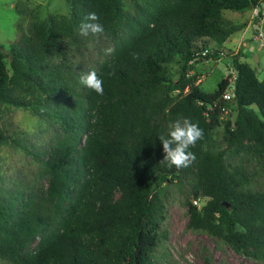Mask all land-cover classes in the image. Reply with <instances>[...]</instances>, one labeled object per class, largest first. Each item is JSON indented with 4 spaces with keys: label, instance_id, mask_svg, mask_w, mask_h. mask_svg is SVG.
Here are the masks:
<instances>
[{
    "label": "trees",
    "instance_id": "obj_1",
    "mask_svg": "<svg viewBox=\"0 0 264 264\" xmlns=\"http://www.w3.org/2000/svg\"><path fill=\"white\" fill-rule=\"evenodd\" d=\"M66 2L67 15L33 14L17 42L7 50L0 43V122L3 107L13 106L58 129L38 155L45 188L14 195L0 178V259L160 264L152 255L165 211L160 189L177 182L189 187L188 228L264 260V72L258 78L233 55V97L223 101L231 76L206 93L188 73L196 52L206 49L201 58H208L210 44L246 26L224 19L223 10L243 12L261 0H129L130 8L124 0ZM90 12L104 26L99 37L79 35ZM88 41L113 49L94 67L103 95L79 83L87 71L76 53ZM228 102L235 117L223 120ZM185 117L203 139L189 149L195 161L177 170L161 162L158 136ZM220 125L224 146L216 147ZM7 141L0 124V143Z\"/></svg>",
    "mask_w": 264,
    "mask_h": 264
},
{
    "label": "rangeland",
    "instance_id": "obj_2",
    "mask_svg": "<svg viewBox=\"0 0 264 264\" xmlns=\"http://www.w3.org/2000/svg\"><path fill=\"white\" fill-rule=\"evenodd\" d=\"M124 3L130 8L129 0H124ZM255 9L250 8L243 12L223 10L224 19L237 24L245 23L246 26L232 34L226 44H210L209 57L193 63L188 73L197 76L202 91L206 93L215 91L223 78L231 76L227 90L233 92L235 77L233 55L236 49L238 51L236 55L240 60L249 64L258 78L262 77L264 0H261ZM68 13L66 0H0V43L7 50L11 43L17 42L21 34L27 31L34 15L44 19L51 14ZM241 35V40L238 41ZM108 48L109 45L103 41H88L76 53L75 60L82 61L87 72L92 71L95 64L107 55L105 50ZM176 94L177 91L173 95ZM229 115L231 118L235 117V107L231 102L224 108L222 119L225 120ZM0 124L4 133L8 135V141L0 143V178L5 192L18 195L19 191L29 192L45 188L47 177L38 155L58 134L57 126L36 117L26 109L13 106L3 107ZM221 135L220 125L213 130L212 135L216 147L224 146ZM160 190L165 211L159 229L160 240L152 253L157 263L206 264L205 258H209L212 264H264V260L237 254L219 238L209 237L202 231H194L187 227L189 216L185 201L189 187L186 184L165 183ZM203 201L197 199L193 202L200 206ZM0 264L9 263L0 259Z\"/></svg>",
    "mask_w": 264,
    "mask_h": 264
},
{
    "label": "clouds",
    "instance_id": "obj_3",
    "mask_svg": "<svg viewBox=\"0 0 264 264\" xmlns=\"http://www.w3.org/2000/svg\"><path fill=\"white\" fill-rule=\"evenodd\" d=\"M99 17L94 12H90L79 25V35L87 37H99L104 34V26L98 22ZM106 54H111L113 49L105 50ZM79 83L94 91L97 95H103V80L97 75L95 70L82 73L79 76ZM162 145L163 159L161 162L167 164L169 168L177 170L189 167L196 159L195 154L189 151L196 143L203 139V129L198 123L190 118L176 119L167 124L166 134L158 136ZM240 232L246 231L242 226L237 225Z\"/></svg>",
    "mask_w": 264,
    "mask_h": 264
},
{
    "label": "built area",
    "instance_id": "obj_4",
    "mask_svg": "<svg viewBox=\"0 0 264 264\" xmlns=\"http://www.w3.org/2000/svg\"><path fill=\"white\" fill-rule=\"evenodd\" d=\"M255 9V8H254ZM255 12L258 13V11L255 9ZM208 53V51L205 49L201 52H196L195 53V58L191 59L189 63H194L196 60L201 59L202 56H205ZM231 81V78H230ZM229 86V85H228ZM228 88V87H227ZM233 97V92H229L227 89L225 90V93L223 95L224 100H231Z\"/></svg>",
    "mask_w": 264,
    "mask_h": 264
},
{
    "label": "crops",
    "instance_id": "obj_5",
    "mask_svg": "<svg viewBox=\"0 0 264 264\" xmlns=\"http://www.w3.org/2000/svg\"><path fill=\"white\" fill-rule=\"evenodd\" d=\"M230 37H231V36H230ZM230 37H229L225 42H223L222 45L226 44V43L230 40ZM241 37H242V35L240 36V38L238 39V41L241 40ZM235 40H237V39H235ZM235 40H234V41H235ZM238 44H239V43H238ZM246 46H247V44H246ZM213 48H215V47H213ZM215 49H216V48H215ZM237 52H238V51H237V49H236V50L234 51V54H237ZM239 59H240V58H239Z\"/></svg>",
    "mask_w": 264,
    "mask_h": 264
},
{
    "label": "water",
    "instance_id": "obj_6",
    "mask_svg": "<svg viewBox=\"0 0 264 264\" xmlns=\"http://www.w3.org/2000/svg\"><path fill=\"white\" fill-rule=\"evenodd\" d=\"M221 101H223V97L221 98Z\"/></svg>",
    "mask_w": 264,
    "mask_h": 264
}]
</instances>
